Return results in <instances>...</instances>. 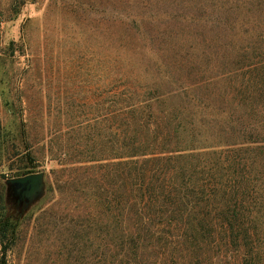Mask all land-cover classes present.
<instances>
[{"label":"rangeland","instance_id":"374dc122","mask_svg":"<svg viewBox=\"0 0 264 264\" xmlns=\"http://www.w3.org/2000/svg\"><path fill=\"white\" fill-rule=\"evenodd\" d=\"M249 1L0 0V227L7 245L3 254L0 241V261L103 264L111 223L96 198L115 191V126L104 122L102 109L112 80L163 86V74L152 69L181 62L192 69L184 87L198 89L217 112L198 100L187 109L183 97L165 105L184 107L206 137L208 129L228 136L239 119L264 141V99L257 100L264 94V24H242ZM220 8L238 17L232 30L220 26L221 37ZM254 63L259 79L248 68ZM108 64L116 72L109 80ZM250 142L239 139L232 148L246 149L256 174L264 152L254 150L264 143ZM219 150L196 153L202 161L215 160L219 156L211 153ZM27 173H42V179L35 194L22 197L24 188L9 181Z\"/></svg>","mask_w":264,"mask_h":264},{"label":"trees","instance_id":"16d2710c","mask_svg":"<svg viewBox=\"0 0 264 264\" xmlns=\"http://www.w3.org/2000/svg\"><path fill=\"white\" fill-rule=\"evenodd\" d=\"M222 11L225 20H216L220 37L224 32L220 26L232 30L238 18L234 10ZM246 13L242 24L252 21L253 28L261 27L264 0H250ZM169 64L160 65L164 72L160 66L151 71L163 74L165 85L140 88L122 77L110 81L102 103L104 122L115 126L114 132L108 130L117 139L118 159L115 191L96 198L111 223L103 264H264V164H258L253 174L255 162L248 164L246 149L232 148L239 139L264 141L258 142L255 130L242 127L239 119L233 122L238 128L230 129L228 136L208 129L206 137L184 115V107L165 105L172 96L183 97L187 109L198 100L203 108L217 112V107L205 104L198 89L189 92L184 87L192 69L181 62ZM248 68L256 79L262 75L258 64ZM107 69L109 80L116 72L109 64ZM191 86L195 84H187ZM262 99L264 94H259L257 100ZM211 146L220 147L211 153L219 157L200 160L196 151L207 155ZM27 150L32 161V148ZM254 151L263 154L264 145ZM5 237V228L0 227L2 245ZM6 249L3 245V254ZM0 264H6L4 258Z\"/></svg>","mask_w":264,"mask_h":264},{"label":"water","instance_id":"95a60500","mask_svg":"<svg viewBox=\"0 0 264 264\" xmlns=\"http://www.w3.org/2000/svg\"><path fill=\"white\" fill-rule=\"evenodd\" d=\"M41 179L42 173H35L23 177L13 178L9 182L24 188L22 197H30L39 190Z\"/></svg>","mask_w":264,"mask_h":264}]
</instances>
